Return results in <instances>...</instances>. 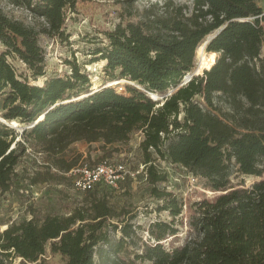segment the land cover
I'll list each match as a JSON object with an SVG mask.
<instances>
[{"label": "trees", "instance_id": "trees-1", "mask_svg": "<svg viewBox=\"0 0 264 264\" xmlns=\"http://www.w3.org/2000/svg\"><path fill=\"white\" fill-rule=\"evenodd\" d=\"M78 1L13 0L44 20L41 30L0 10V43L5 47L0 53V113L7 122L30 126L21 133L22 143L15 129L0 122V191L22 189L26 180L29 187L63 183L81 156L69 161L59 155L74 142L100 143L99 160L104 161L118 152L114 146L142 133V176L152 186V196L164 202L160 211L176 218L182 204L159 188L167 175L159 171L157 158L186 168L222 194L195 203L189 222L195 236L182 246L167 250L162 242L177 229L154 222L141 252L122 259L135 235L133 226L121 219L129 211H118L110 202L112 187L98 184L81 192V205L69 215L31 208L30 219L0 231V264L15 259H21L20 264H46L42 258L48 249L59 254L63 264H264L263 9L256 0H191L192 10L165 0L169 14L156 15L157 4L152 5L141 21L107 32L108 44L93 51V62L102 61L111 78L128 79L145 90L130 88L128 95L114 87L91 90L88 73L75 61L67 62L68 75L47 79L42 86L22 80L7 57L19 58L36 78L44 76L40 36H62L67 12H74ZM222 27L206 47L217 54L216 63L183 83L196 67L199 47ZM150 94L163 99L154 100ZM27 146L43 150L52 164L24 179L16 168L27 156ZM232 166L242 175L262 179L250 187L235 184ZM117 232L121 237L116 240Z\"/></svg>", "mask_w": 264, "mask_h": 264}, {"label": "rangeland", "instance_id": "rangeland-1", "mask_svg": "<svg viewBox=\"0 0 264 264\" xmlns=\"http://www.w3.org/2000/svg\"><path fill=\"white\" fill-rule=\"evenodd\" d=\"M124 0H79L74 12H67V21L62 36L54 35L40 36V44L45 52L44 76L35 77L33 71L19 58L8 56L7 60L17 75L28 81L32 85L42 86L47 79L57 76H66L71 69L67 62L75 61L83 70L88 73L91 79V90H99L103 87H114L121 84L125 86V93L128 95L130 88L145 90L137 83L128 79L111 78L105 72V64L102 61L93 62L95 56L92 54L97 48H103L108 44L106 33L113 31L116 26H125L128 22H138L145 17L150 6L156 5L154 13L158 16L169 14L171 9L165 6V0H141L134 5L123 2ZM259 7L264 11V0H256ZM176 6H188L192 10L191 0H174ZM0 10L9 17L23 21L26 25L34 26L37 30L44 27L43 19L34 18L30 12L21 6L13 3V0H0ZM189 10V12H190ZM188 12V13H189ZM205 42L202 44V46ZM5 51V47L0 43V53ZM205 51L207 54L206 48ZM264 58V43L262 48ZM198 55L196 52L195 66L197 67ZM195 67V68H196ZM208 68L210 69L209 65ZM207 68V69H208ZM95 70V71H94ZM195 70V69H194ZM117 77L118 73L115 74ZM125 80L126 83H121ZM161 96V95H159ZM0 117L1 113H0ZM6 125L5 123L1 122ZM15 123V124H14ZM11 127L29 128L30 126L20 124L17 120L8 122ZM18 135L17 141L24 143L21 131L15 129ZM140 133L132 136L128 144L116 145L118 152H114L112 157H108L112 163H123L130 171L140 170L143 165V156L139 147ZM14 146V144L12 145ZM27 156L19 163L16 172L19 177L28 179L36 169L44 165L52 164L50 157L43 150L33 151L27 146ZM103 151L100 143L89 145L84 141L72 143L59 157L71 160L81 156L78 168L82 164H95L100 162ZM157 158V157H156ZM160 172L166 173L167 181L159 185L160 189L173 193L182 204V213L174 218L169 211H160L164 202L158 201L152 196V186L142 176V173L133 178L121 181L117 187H112L110 194L111 204L119 211L125 208L129 211L125 220L133 226L135 235L128 243L126 251L122 253V259H133L135 252L140 253L143 243L150 241L148 229L151 223L164 222L174 224L177 234L168 236L163 245L167 250L180 247L187 242L194 233L189 225L191 218L195 215V203L204 200L214 201L222 192H214L207 188L205 181L194 176L186 168L173 164L169 159L157 158L155 161ZM54 173L58 170L52 168ZM233 181L235 184L244 183L250 187L254 182L262 178L242 175L236 166L231 167ZM59 173V172H58ZM67 180L63 183L49 182L37 186L26 185L28 180L23 182V188L14 190L11 193L0 191V231L6 229L14 221H22L31 218V208L43 214H53L58 216L69 215L72 210L81 205L84 194L73 188V178L66 174ZM264 178V177H263ZM110 235L114 237L113 232ZM121 237L117 232L116 240ZM153 242V241H152ZM151 242V243H152ZM42 260L46 264H63L64 260L59 254H52L48 249ZM21 259H15L13 264H20ZM98 262V258L96 257ZM137 264H150L141 263Z\"/></svg>", "mask_w": 264, "mask_h": 264}, {"label": "built area", "instance_id": "built-area-1", "mask_svg": "<svg viewBox=\"0 0 264 264\" xmlns=\"http://www.w3.org/2000/svg\"><path fill=\"white\" fill-rule=\"evenodd\" d=\"M115 86L118 92H126L124 85L118 84ZM170 93L171 91L169 94ZM150 96L153 98L152 94H150ZM140 135L141 141L142 133H140ZM141 173L145 174L144 165H142L140 170L130 171L123 163H112L110 160H104L95 164H82L78 168L71 170L68 174L73 178V188L75 190L79 192H88L94 190L98 184L117 187L121 181L127 178H133Z\"/></svg>", "mask_w": 264, "mask_h": 264}, {"label": "bare ground", "instance_id": "bare-ground-1", "mask_svg": "<svg viewBox=\"0 0 264 264\" xmlns=\"http://www.w3.org/2000/svg\"><path fill=\"white\" fill-rule=\"evenodd\" d=\"M197 55H198V69H197V74H201L203 72V70H209V67L214 65L216 63L217 60V54L216 53H210L207 54L204 48V45L199 47V49L197 50ZM120 82V81H119ZM121 83H126V81H121ZM153 97L157 100L158 99V95L152 94ZM160 99V98H159ZM1 118V117H0ZM1 122L8 124L7 121H5L3 118H1ZM15 124V123H14ZM9 125V124H8Z\"/></svg>", "mask_w": 264, "mask_h": 264}, {"label": "water", "instance_id": "water-1", "mask_svg": "<svg viewBox=\"0 0 264 264\" xmlns=\"http://www.w3.org/2000/svg\"><path fill=\"white\" fill-rule=\"evenodd\" d=\"M224 29V27H222L219 31H217V33L216 34H214L212 37H210V38H208V40L205 42V44H204V48H206L207 47V45L209 44V42L217 35V34H219L220 32H221V30H223ZM197 69H198V64H197V67L195 68V70L192 72V73H189L188 75H187V77L185 78V81L183 82V83H185L186 81H189V80H191V78H193L194 76H200V75H202V74H197L196 72H197ZM203 72H204V70H203ZM174 92V90H172L171 91V93L169 94L168 93V95H171L172 93ZM163 99V96L161 95V96H158V99ZM153 99L154 100H156L154 97H153ZM43 118V117H42ZM42 118H40L38 121H40V120H42ZM7 126H9V127H11L10 125H8V124H6ZM11 128H13V129H19L20 131H21V133H23V131L26 129V128H17V127H11ZM30 128V127H29ZM12 148H14V147H12Z\"/></svg>", "mask_w": 264, "mask_h": 264}, {"label": "crops", "instance_id": "crops-1", "mask_svg": "<svg viewBox=\"0 0 264 264\" xmlns=\"http://www.w3.org/2000/svg\"><path fill=\"white\" fill-rule=\"evenodd\" d=\"M140 142V141H139Z\"/></svg>", "mask_w": 264, "mask_h": 264}]
</instances>
